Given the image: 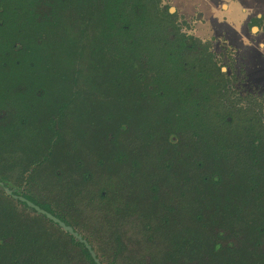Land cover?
<instances>
[{
	"label": "flooded vegetation",
	"instance_id": "obj_1",
	"mask_svg": "<svg viewBox=\"0 0 264 264\" xmlns=\"http://www.w3.org/2000/svg\"><path fill=\"white\" fill-rule=\"evenodd\" d=\"M152 1L158 14L160 10L167 9L172 15L171 24L177 29L180 28L179 25L184 29L191 26L189 18L178 11L174 0H172L173 7L166 6L163 0ZM181 1L183 0L179 2ZM110 3L111 0H0V67L5 68L2 70L5 74L1 75L3 80L0 83V94H3L0 97V145L5 147L6 143L12 142L11 144L20 150L19 154L23 153L20 156L26 157V164H29L24 174L25 178L30 177L34 169L39 170L36 166L44 160L50 166L52 164L48 152L41 154L36 149L39 139L35 142L36 147L33 146L29 131L37 126L51 133L50 140L47 138L50 149L57 142L56 138L63 136L61 139L65 142L73 143L74 155H80L84 159L83 164H80V161L76 169L78 172H76L78 177L75 178L76 181L72 184L64 182V186L67 183L66 187L71 186V188L75 184V188L71 189L69 194L79 214L70 219L66 216H58L51 211L46 202L40 204L31 198H26L23 192L18 190L17 185L13 187L7 183L5 185L4 177L0 175V182L12 191V195L15 196L12 197L19 201V206L48 219L49 225L61 232L57 233V236L62 235L61 245L50 249V256L55 255L57 259L62 254L72 255L80 251L81 255L95 254L98 262L103 264L97 256L101 250H97L93 244L95 238L86 237L83 233L85 228H90L92 233H95L91 225L88 227L87 221L96 220L100 224L123 221L120 222L122 227L124 221L133 222V219L141 217L142 210L131 205L130 202L135 203L136 199L141 197L140 188H143L144 180H151L154 186L151 191L153 199L160 197L165 191L161 180L155 179L143 167L140 170L135 168L125 171L126 174L132 175V185L128 187L129 178H126L120 190L117 189L118 200L111 213H107V210L105 212L107 206L101 199L106 193L110 195L112 188H106L97 197L94 192V194H86L79 191V188L92 189L87 182L80 181V174L84 176L90 174L89 178H94L95 174L104 172L107 165L106 161H95L97 157H102L103 153L96 151L94 140L81 141L78 130L71 123L74 118L79 123L80 107L84 108L81 119L86 116L87 124L100 125L107 134H100L97 138L98 142L110 141L113 132H120L121 137H118V142L112 144L113 148L123 149V143L139 147L144 136H124L123 131L128 130L129 126L139 127L147 121L150 114L146 111V108H149V91L153 90L151 96L155 99L157 94L162 93L158 83L164 73L158 70L157 66L143 61L141 52L137 56L136 72L131 76L127 87H124L118 78L122 75L121 70L119 72L110 70L112 51L116 54L114 49L117 48L118 43L123 44L122 47L125 48L121 51L122 61L128 62L132 59L128 56L130 51L123 38L124 32L118 30L121 26L126 27V24L113 26L109 22L99 23L102 15L107 14L110 20ZM207 4L215 8L223 7L224 18L231 17L235 12V37L238 43L234 46L223 33L213 34L212 38L207 36L199 39L185 33L182 28L178 29L180 33L185 34V42L189 45L186 50L177 40L176 44L179 48H175V51L178 55L183 52L188 54V58L184 61L188 67L183 74L189 76L187 81L189 94L185 101L190 108L188 109L186 104L183 107L187 112L184 121L169 119V124L173 126L170 131L173 134L171 137L174 145L168 146L169 151H163L161 155H167L169 175L173 180L178 167L179 172L187 175L190 182L191 173L187 166L210 172L219 169L232 174L241 171L253 173L255 177L252 179L251 187L255 188L257 196L264 199V176H259V173L256 175L252 169L261 163L264 165V161L261 162L260 159L264 158V87L255 86L247 77L246 70L247 64L254 58L259 62L264 60V0H259L258 3L249 0H209ZM234 4L235 8L232 10ZM237 12L243 15L238 17ZM140 14L139 18L145 19L144 11H140ZM210 15L214 16V14ZM198 16H202L201 18L205 20L204 12H199ZM111 28H117L113 33L117 37L114 40L111 39ZM214 44L216 48L212 46ZM222 46L235 53L231 54L235 58V74H226L223 70L225 66L220 62L223 54L219 52V47ZM98 47L102 49L101 55L97 53ZM15 69L18 70L14 71ZM124 71L123 74H133ZM13 74L24 78V88H15L10 86L12 82H6L8 79L4 75ZM151 74L158 75L152 81H148L150 78L147 75ZM240 74H244L243 77L253 85L242 86ZM91 75L96 80L88 85L84 79L92 78ZM34 76L40 77L41 87L36 89L33 96L28 92L31 90L30 85L34 83ZM56 89H59V95L53 103H49L51 100L45 95H50L51 90L53 94ZM32 96L38 101L33 102ZM171 98L174 99L170 97L169 100ZM35 105L40 108L39 111L34 110ZM116 111H123V118L113 115ZM14 112L17 116L12 119ZM196 112H199L200 120L197 119ZM148 123L150 125L152 122L149 120ZM193 125L200 126L199 134L191 131ZM177 126L179 127L176 129ZM207 127H210V130H207ZM179 128L182 129L178 130ZM68 133L73 135V140L70 139L72 135L69 137ZM59 143L58 147L62 150L63 143L61 140ZM197 143L201 145L200 151L196 149ZM178 155L180 156L177 161ZM181 157H184V161L180 159ZM31 158L36 161L30 162ZM144 163L146 162L141 161L138 164L144 166ZM128 164L129 161L125 159L123 163L125 169ZM182 165L185 168H182ZM146 169L149 171L148 168ZM154 169L157 171V167ZM42 171L45 169L43 168ZM37 175L36 185L40 182L44 190L42 187V184L45 185L42 180L44 176ZM0 189L3 190L1 186ZM3 192L10 195L4 190ZM165 197L166 195L164 201L157 202L163 207V211L170 208L175 219L180 213L186 215L188 211H182L178 200L173 199L170 204V200ZM119 199L120 207L123 209V214L120 215L117 212ZM100 201L102 202L98 204ZM63 225H67L71 231H66ZM156 242L160 241L146 243ZM121 244L134 245L130 240L126 242L121 240ZM34 245L36 249L42 247L43 243L38 241ZM30 254L32 258L33 251ZM21 261L22 258L18 264H21ZM73 264L78 262L75 261Z\"/></svg>",
	"mask_w": 264,
	"mask_h": 264
},
{
	"label": "trees",
	"instance_id": "obj_2",
	"mask_svg": "<svg viewBox=\"0 0 264 264\" xmlns=\"http://www.w3.org/2000/svg\"><path fill=\"white\" fill-rule=\"evenodd\" d=\"M140 11L145 13L143 20L139 18L141 17ZM171 17L172 15L166 8L160 10V14H158L152 0H111L110 20L107 14L101 16L99 23L109 22L113 26L126 24V27L121 26L118 30L124 32L123 38L126 40V47L130 51L128 56L132 57L128 62L122 61L121 51H124V47H122L123 44L118 43L117 48L114 49L116 54L112 51L110 70L114 72L121 70L122 75L118 78L122 81L123 86L127 87L131 76L136 72L137 56L141 52L143 61L157 66L156 68L164 73L158 83L162 93L157 94V99L151 96L153 90L148 93L149 108L148 110L146 108V111L150 112L148 116L152 122L150 125L147 119L143 125L139 127L129 126L128 130L123 131L124 136L143 135L144 138L139 147L136 145L132 147L123 143V149L113 148L112 144L118 142V137H121L119 136L120 132H113L110 141L98 142L97 138L100 137V134L106 133L100 125L87 124L86 116L81 119L84 108L80 107L79 123H77L76 118L71 123L78 130L81 141L87 140L88 134L95 136L96 151L103 153V156L97 157L95 161H106L107 165L104 172L94 175L96 185L92 189L79 188V191L86 194L95 193L96 197L106 188H112L114 192H117V189L120 190L126 182V178H129L128 187L132 185V175L126 174V170L135 168L140 170L143 167L155 179L161 180L165 187V191L163 190L161 195H166L170 204H172L173 199L178 200L182 211L188 212L186 215L179 212L181 215L179 214L176 219H172L173 213L170 208L167 211L156 209L157 200L152 198L151 192L154 186L151 180H144L148 198L143 196V188L141 187V197L136 199L135 203L130 202L131 205L142 210L141 217L133 219V222L124 221L122 227L120 222L123 221H119L114 226L120 228L117 231L120 242L121 240L124 242L130 240L134 244L130 245V248L135 249L134 255L146 252L145 246L142 245V239H144L146 242L160 241L162 243L164 248L162 257L155 264H264V199L257 196L255 188L251 187L255 175L242 171L232 174L219 169H214L211 172L208 170L201 171L200 168L194 169L195 167L187 166L191 173L190 182L186 177L187 175L179 172L178 167L173 180L172 176L169 175L167 155H161V152L169 151L168 146L174 145L171 137L173 134L170 131L173 126L169 124V119L185 120L187 112L184 111L183 107L188 103L185 100L189 94L187 89L189 76L183 74L188 67L184 63L188 54L183 52V54L178 55L175 51V48H179L176 44L177 40L183 44V48L186 50L189 45L185 42V34L180 33L177 27L171 24ZM110 30L111 39H116L117 37L113 33L117 31V28ZM101 52V47H98L97 53L101 55ZM2 70L5 68L0 67V83L3 80L1 75L5 74ZM124 70L133 74H123ZM91 76L92 78L86 77L84 79L88 85L96 80L93 75ZM4 77L8 79L6 82H12L10 85L12 87H25L24 78L21 75H4ZM40 81L39 76H34V83L30 85L31 90L28 93L34 96L36 89L41 87ZM184 89L185 91H182ZM2 96L3 94H0V97ZM170 97L174 99L169 100ZM34 101L37 102L38 99ZM186 105L189 109L188 104ZM190 111L193 112L194 110ZM196 113L197 119L200 120L199 112ZM208 119L210 122L211 117L209 116ZM188 130L189 127L187 126ZM207 130H210V127H207ZM191 131H196L199 134L200 126H191ZM29 133L33 137L37 134V130L32 128ZM6 144V148L11 145L14 150L17 149L14 144ZM62 147H65L69 154L73 153L72 142L68 145L63 144ZM200 148L201 145L197 143L196 149L200 151ZM179 156H176L177 161ZM64 159L66 162L62 160V165L72 164L68 157ZM125 159L129 161L126 169L123 165ZM180 159L184 161V157ZM260 159L261 162L264 161L263 157ZM31 161H36V159L31 158ZM80 161V164H83L84 159L80 155L73 156L75 166L78 167ZM141 161L146 162L144 166L138 164ZM22 162L26 163V159ZM58 165V163H52L50 166L44 160L36 166L39 170L34 169L30 175V178H35L37 174L44 176L42 178L45 184L44 193L57 192L61 187L60 184L64 182L72 184L76 181L72 175L62 177L60 174H64V172ZM28 167L29 164L26 165V168ZM155 167H157V171L154 169ZM181 167L185 168L184 165ZM43 168L45 171H42ZM252 169L256 175L259 173V176H264L262 163L252 167ZM90 176V174L88 176L80 174L79 179L86 182ZM3 183L8 184L5 179H3ZM62 191L63 189L60 192ZM12 196L15 197L12 194L7 195L0 189V264H18L21 258V264H66L65 262L73 264L75 261L78 264H95L91 255L82 254L79 259L73 260L72 255L62 254L59 258L63 262L59 258H55V255L50 256V249L61 245L60 238L62 235L57 236V233L61 232L51 227L48 219L46 220L37 213H30L19 206V201ZM120 199L117 206L119 215L123 214V209L119 204ZM19 215L25 217L26 222L19 219L17 217ZM151 230L153 232L149 234ZM38 241L42 242L43 246L35 249L34 244ZM31 251H33L32 258H30ZM143 257L146 258V253Z\"/></svg>",
	"mask_w": 264,
	"mask_h": 264
},
{
	"label": "rangeland",
	"instance_id": "obj_3",
	"mask_svg": "<svg viewBox=\"0 0 264 264\" xmlns=\"http://www.w3.org/2000/svg\"><path fill=\"white\" fill-rule=\"evenodd\" d=\"M179 1L180 0H174L178 11L184 16L188 17L189 23L191 24L190 26L191 28L188 26L189 29L188 27L184 29L181 25H179V27L182 28V30H184L185 33L191 35L192 37H198L199 39L201 37H207V36L212 38L213 34L215 35V34L223 33L225 34V37L228 38L229 42L232 43L234 46L235 43H238V39L235 37V12H233V15H231V17L227 16V18H224V15L222 13L224 11L223 7L221 6L218 8L217 7L215 8L214 6L212 7L210 4H207V1L209 0H183L181 2ZM249 1L252 3L259 2V0H249ZM163 3L168 7L174 6L172 0H163ZM234 8H235V4L232 10ZM168 10H170V8H168ZM199 12H204L205 20H203L204 18L203 19L201 18L202 16H198ZM210 14H214V16H211ZM236 15L240 17L243 14L237 12ZM179 20L177 21L179 22ZM171 21L173 22V19H171ZM194 21L196 22L194 23ZM212 46L216 48V44ZM219 50H220L219 52L223 54V57L221 58L222 60L220 61L221 64L225 66L223 67V70L226 72V74H235V58L231 56V54H235V53L233 52V50H230L225 46L219 47ZM246 70L248 73L247 77L252 81V83L255 86L264 87V60H260L259 62V60L254 58V60L249 61ZM157 75L158 74L147 75V77L150 78V80L148 81H152L154 78L157 77ZM243 76L244 74H240L241 85L252 86L253 84H250V82L247 79H245ZM51 92L50 95H45L46 98L49 97V99L51 100L49 103L51 102L53 103V101L56 100V98L58 97L57 95H59L58 93L59 89H56L53 94H51ZM32 101L34 102L33 96H32ZM33 108L35 111H39L40 109L38 106ZM113 115L117 116L118 118H123L124 112L116 111L113 112ZM16 116L17 113L14 112L12 119H14ZM34 129L37 130V134L32 137V143L33 146L36 147L35 142L37 139H39V143L36 147L38 152H40L41 154H45L48 152V158L52 160V163L55 164L58 163L59 168L64 172V174H61V176L72 175V177L76 178L78 172L76 171L77 166H75L73 163L74 153L69 154L68 150L65 147H62V149L64 150H61L58 147V145L60 144L59 140H61V143L67 145L70 142H65L63 139H61L63 137L61 136L60 138H56L58 139L57 142H55L54 145H52L53 147L50 149L49 147L50 144L48 143V140H50L49 137L51 136V133H49L46 129L41 128L40 126L39 127L37 126ZM68 135L70 136L72 134L68 133ZM94 137L95 136H93L92 134H88L86 137L87 140L85 141L95 140ZM66 138H68V136ZM71 139L73 140V135ZM54 150L55 152L53 153ZM19 151L20 150H18V148L14 150L11 147V145L10 146L8 145V148L4 147L3 145H0V175L4 177L6 182L12 187L14 185H17L18 190L22 191L23 192L22 194L26 198H31V200H35V202H38L40 204L46 202L45 204H47L50 207L51 211L55 212L58 216L62 215L63 217L66 216L67 218L70 219L74 215L79 214L77 206L70 198V194H69L70 190L75 188V184H73L71 188V186L66 187L67 183L65 186L63 183L60 184L61 187L57 190V192L43 193L44 190L43 188H41L40 185L41 183L38 182V180H37L38 184L36 185L35 178H30L29 176L28 178H25L24 174L26 173V165L28 164L22 162L23 160L26 159V157L20 156L23 153L19 154ZM65 157H68V159H70V163L72 164L62 165L61 164L63 163L62 160L65 161L64 159ZM161 159L165 160L164 158ZM32 168L34 167L32 166ZM86 182L90 185V187H94L96 185L95 183L96 181L94 180V178H89L88 180H86ZM42 187H44L43 184ZM61 189H63L62 192H60ZM143 196L146 199L148 198V193L145 184L143 185ZM102 197L103 198L101 200L102 201L104 200V204L107 206L105 212L107 210V213H111L113 208H115V202L118 200V193L112 191L110 195L106 193V195ZM156 200H157L156 201L157 209L163 210V207L159 206L158 203L159 201H164V196L161 195L160 197H157ZM102 201L98 202V204H100ZM8 211L10 210L8 209ZM17 217L23 220L24 222H26L25 217H22L21 215ZM172 219H174L173 216ZM118 222L119 221L114 222L112 224L110 223L100 224L96 220H89L87 221V223L89 224L88 227L91 225L95 233H92V230L90 228H85L83 230V233L86 237L88 236L89 238L91 237L92 239L95 238L94 242L93 240L91 241L93 242L97 250L98 249L101 250V253L97 254V256L103 264H155L160 261L162 257V251L164 249L161 242H156L154 244H151V243H146V240H143L144 241L143 245L146 248V252L140 255L139 254L134 255L135 249L130 248V246H122L117 234V231L120 228L119 226L114 227L116 226V224H118ZM152 232L153 230H151L149 234H152ZM145 253H146V258L143 257ZM72 255H73L72 256L73 260L79 259V257H81L80 251Z\"/></svg>",
	"mask_w": 264,
	"mask_h": 264
},
{
	"label": "water",
	"instance_id": "obj_4",
	"mask_svg": "<svg viewBox=\"0 0 264 264\" xmlns=\"http://www.w3.org/2000/svg\"><path fill=\"white\" fill-rule=\"evenodd\" d=\"M0 186L2 187V189L5 191V192H7V193H9V194H12V191L11 190H9V189H7L1 182H0ZM17 197V196H16ZM31 204V203H30ZM39 210V209H38ZM63 228L66 230V231H71V229L67 226V225H63ZM93 258H94V260H95V264H100L99 262H98V260H97V257H96V255L95 254H92L91 255Z\"/></svg>",
	"mask_w": 264,
	"mask_h": 264
}]
</instances>
